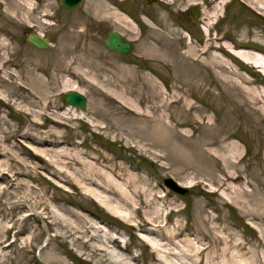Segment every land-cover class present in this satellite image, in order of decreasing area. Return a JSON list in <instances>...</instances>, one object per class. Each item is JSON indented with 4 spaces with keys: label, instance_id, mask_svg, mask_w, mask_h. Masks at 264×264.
I'll return each mask as SVG.
<instances>
[{
    "label": "rangeland",
    "instance_id": "rangeland-1",
    "mask_svg": "<svg viewBox=\"0 0 264 264\" xmlns=\"http://www.w3.org/2000/svg\"><path fill=\"white\" fill-rule=\"evenodd\" d=\"M219 1L84 0L67 9L59 0H0L1 53L8 60L0 58V264H107V255L76 240L71 226L50 225L49 211L69 217L67 208L98 221L100 238L117 237L135 264H158L156 245L181 253L188 241L199 247L226 234L245 240L249 260L258 246L264 263V74L225 46L264 53V0H227L218 7ZM115 30L135 43L131 54L105 47V32ZM31 32L43 33L52 46L35 47L27 40ZM213 54L222 61L214 62ZM74 67L79 72L68 75ZM69 91L86 96V112L63 102ZM124 104L148 117L117 113ZM47 105L57 124L45 118ZM158 125L164 127L151 128ZM24 147L81 162L95 157L98 166L136 176L138 190L152 202L144 210L163 212L166 228L180 224L175 245L160 246L166 231L140 229L131 208L110 212L76 193L44 166L45 157ZM46 157L66 169L56 153ZM26 167L29 175H19ZM221 167L241 170L242 179L218 186ZM168 178L188 193L169 187ZM203 257L210 262L211 252Z\"/></svg>",
    "mask_w": 264,
    "mask_h": 264
},
{
    "label": "bare ground",
    "instance_id": "bare-ground-1",
    "mask_svg": "<svg viewBox=\"0 0 264 264\" xmlns=\"http://www.w3.org/2000/svg\"><path fill=\"white\" fill-rule=\"evenodd\" d=\"M224 1L227 0L219 1L216 6L219 7L222 3H224ZM204 29L208 33L207 27H204ZM37 33L45 37L43 33ZM123 36L125 37V35ZM186 36L189 35L186 34ZM210 45L207 44L205 46V52L209 50ZM225 46L231 53H234L236 56L244 60V62H248L254 65L255 67H258L264 74L263 53L257 52L255 50H251V52L242 49L239 50L238 48L230 44H225ZM3 49L4 46L0 45V58L3 59L4 62H8V60H6L7 55H5L7 54V52H5V54L1 53V50ZM193 49V46L190 45L188 52H192ZM222 59L228 61V63L231 64V68L240 71V68L236 64L232 63L229 58L222 56ZM212 60L214 62L219 63L222 61H219L216 54H213ZM71 64H73V62ZM75 68L76 67H74V69L68 68V70L66 71L68 75L73 73L72 71L78 73L79 71L75 70ZM36 79L43 86L48 84L45 81H42L38 76L36 77ZM115 87L116 89H119L120 84L115 85ZM22 89H24V91L27 90V88L24 87ZM74 89L79 90L78 87H75ZM157 94L160 95L161 92H158ZM252 99L254 103L262 101L259 97L252 96ZM178 101L179 100H173L171 102L177 103ZM165 105L168 104L165 103ZM97 108L103 109L100 103L97 104ZM153 108H157V106ZM260 109L264 110V107L261 106ZM49 110L50 107L49 105H47L44 109V113L46 115L45 118L51 119V123L57 124L58 122L54 120L55 113ZM116 111L119 114H124V116L130 114L138 118L148 117L143 114L140 115V113L136 111L135 106L132 104H124L117 106ZM78 114L84 116L82 112H79ZM162 127L158 125L156 127L151 128H154L155 131L161 129ZM235 148H238L237 144H235ZM24 149L26 150V152L28 151V153H32L37 157H45L47 160H44V166L46 168L51 169L53 171V175L64 176L65 181L76 190V193H82L84 195H87L88 197H93V199L95 198L110 212H116L117 210L115 209L121 208L117 207L118 205L122 207L126 206L129 209L131 208V211H133L139 218V220H137L136 225L140 229H146L152 234L157 233V230L166 231L164 235V240L166 239V244L164 245L163 243H160V246L167 245L168 247L171 245H175L176 239L179 238V236L181 235L182 229H180L181 226L179 223L175 224L173 228H166V224L164 223V221L160 220L163 216V212L161 213L159 210L146 212V210H144V208L148 207L152 202L151 200H149L150 198L145 194V192L138 190V187L135 185L136 176L132 174H124L122 171L120 172V170L117 171V168L114 165H112V167L107 165L98 166V164L96 163L97 159L95 157H92L95 160L94 163L81 162L80 160L76 161L75 158L68 156L67 153L63 154L56 150H38L37 148L31 149L28 147H24ZM46 153H56V155L60 157V163H62L66 169L61 170V168L56 167V165L53 164V160L46 157ZM74 166H80L81 170L77 167L75 168ZM68 169H70L72 173L71 171H68ZM18 174L28 176L29 171L26 167L25 169H20ZM241 174H243L241 170L232 172L230 170H227L226 167H221L219 170V175H217L218 186L223 187L224 185L226 186V184L229 185L230 182L232 183L240 181L243 177V175ZM22 185L25 184L23 183ZM231 186L232 185H230V187ZM217 189L218 188L216 187L215 190ZM99 192H101V194H98ZM239 192L245 193L244 191H241V189L239 190ZM159 199L161 198L159 197ZM229 200L232 201L231 198ZM245 202L246 201H244V203ZM63 211L69 214V217H63L62 215L58 216L55 215L53 211H49V218L51 219L50 225L71 226L72 230H74L72 235L79 234L77 238H75L76 240H82V244L90 248L94 254H102L104 252L107 255V258L105 260V263L107 264H135V262L133 261L136 260V257L128 256L125 253L127 249L121 247V244L120 242H118L119 240L117 239V237H114L109 234L105 237V239L100 238V232H102L103 229L101 228V226L98 225V221L94 220V218L90 217L85 213L84 215H81L80 213L68 208L64 209ZM118 215L125 220L131 219V216H127L125 214ZM93 241H98L99 244H94ZM188 242L190 246L184 247L185 249L182 248L181 253L176 252L175 250L168 251L166 249H161L156 245V247L161 250L159 253L160 255L157 258L158 264H178L175 260H172V256L180 260V262H185L187 264H260L262 262L260 251L257 249L258 246L255 245L256 247L252 249V259L249 260L244 257L245 253L242 252V250L247 246L245 240L233 241L232 237H230L229 234H226L225 236H215L214 241L212 243L199 247L194 246V244L192 242L190 243V241ZM221 244L222 246H219ZM189 247H195V251H193V249H189ZM249 247L246 248L249 249ZM209 251L211 252L210 262L207 260V262L204 263L205 260L203 254ZM220 255L223 257V259L219 258ZM239 257H244V259H240ZM184 258L189 259L190 262H187V260L184 261Z\"/></svg>",
    "mask_w": 264,
    "mask_h": 264
},
{
    "label": "water",
    "instance_id": "water-1",
    "mask_svg": "<svg viewBox=\"0 0 264 264\" xmlns=\"http://www.w3.org/2000/svg\"><path fill=\"white\" fill-rule=\"evenodd\" d=\"M63 8L67 9H75L80 7L83 4L84 0H59ZM154 1V0H149ZM201 10L196 8L194 10L193 16L195 19H198L201 15ZM105 42L104 45L111 51H115L122 55H129L135 49V43L130 39L124 37L121 33L117 31L105 32ZM27 40L37 48L40 49H49L51 47V42L49 37H43L39 35L37 32H31L27 35ZM63 102L66 105H70L78 108L80 111H87V98L86 96L79 91H69L64 94ZM165 183L173 188L174 190L187 194L189 189L186 186L181 185L173 178H168L165 180Z\"/></svg>",
    "mask_w": 264,
    "mask_h": 264
},
{
    "label": "flooded vegetation",
    "instance_id": "flooded-vegetation-1",
    "mask_svg": "<svg viewBox=\"0 0 264 264\" xmlns=\"http://www.w3.org/2000/svg\"><path fill=\"white\" fill-rule=\"evenodd\" d=\"M195 8H196V6L192 8V10H193V13H194V10H195ZM106 32H107V31H106ZM105 37H106V36H105Z\"/></svg>",
    "mask_w": 264,
    "mask_h": 264
}]
</instances>
